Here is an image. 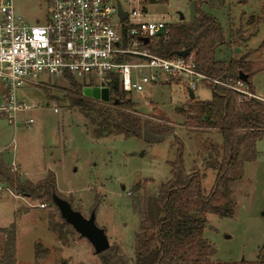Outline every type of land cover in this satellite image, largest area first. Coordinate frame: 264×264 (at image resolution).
I'll use <instances>...</instances> for the list:
<instances>
[{"label": "rangeland", "instance_id": "obj_1", "mask_svg": "<svg viewBox=\"0 0 264 264\" xmlns=\"http://www.w3.org/2000/svg\"><path fill=\"white\" fill-rule=\"evenodd\" d=\"M12 1L15 13L26 22H45L50 9L47 0ZM128 2L120 0L124 10L132 5L145 10L150 18L163 19L169 24L191 21L197 5L217 19L226 41L229 27L241 30L242 38L236 36L230 46H220L215 58L243 56L261 68L251 75L250 81L254 95L264 98V21L256 28L246 23L249 16L262 15L263 0ZM178 11L184 14L183 20L179 19ZM71 78L80 84L84 82L76 75ZM41 81L36 87L26 85L17 92L18 99L37 106L18 113L15 123L8 121L0 111L1 158L8 163V168L11 162L17 163L13 172L22 180L33 183L53 172L58 195L70 201L72 207L85 217L96 208L97 226L105 230L110 245L117 244L120 253L132 263L135 234L144 217L142 204L148 197L156 196L161 184L171 176L168 162L176 153L173 136L183 142L186 172L204 173L202 189L208 192L215 173L207 169L204 161L211 145L221 146V133L217 129L194 128L187 124L190 120L177 109L186 108L190 99L186 98V90L180 81H174L148 85L143 92L132 91L125 97L137 105L143 120L163 124L162 117H165L173 135L156 144L134 136L94 138L86 131L87 119L65 98L71 87L68 78L43 76ZM244 85L247 87L246 83ZM211 94L207 83H199L194 99L210 100ZM29 118L33 120L32 124L27 123ZM255 149V160L244 163V176L231 186V197L235 201L233 214L230 217L203 214L207 224L202 236L215 248L211 263H244L263 258L264 134L256 140ZM0 185L3 189L0 192V227L15 224L16 264H101L89 240L80 237L63 222L54 205L15 195L14 189ZM135 185L139 189L133 192ZM40 203L46 206L42 209L38 206ZM36 244L47 251L43 258L35 257Z\"/></svg>", "mask_w": 264, "mask_h": 264}, {"label": "trees", "instance_id": "obj_2", "mask_svg": "<svg viewBox=\"0 0 264 264\" xmlns=\"http://www.w3.org/2000/svg\"><path fill=\"white\" fill-rule=\"evenodd\" d=\"M160 1L167 2L151 0L152 3ZM261 7V16H249L246 21L254 28L264 21V0ZM194 14L190 22L170 24L169 35L150 43V49L160 56H171L173 51L187 48L194 55L196 69L221 82L239 80L238 73L242 71L247 75L248 89L254 94L250 77L261 68L243 56L215 58L220 46H230L236 36L242 38L241 30L229 27L226 41L220 23L213 15L203 12L197 5ZM67 78L71 87L67 89L65 98L87 119L86 131L94 138L134 136L156 144L173 135L171 124L165 117H162L163 124L140 118L137 105L130 98L126 99V93L117 85L111 84L108 88L109 100L98 101L83 95L82 84L75 82L71 76ZM207 84L212 91L210 100H190L186 108L180 107L177 112L188 117L190 122L187 124L194 128L217 129L221 133V146L211 145L204 161L207 169L215 173L213 186L208 192L203 191L201 179L204 173L186 172L183 142L178 136H173L176 153L174 159L168 162L171 176L161 184L156 196L148 197L142 204L144 217L139 224V232L135 234L133 262L129 263L124 258L116 244L97 255L101 264H216L211 263L215 248L202 236L207 224L203 214L218 217L233 214L235 201L231 197V186L244 176V163L255 160L257 156L255 142L264 134V100L252 96L239 97L232 89L217 83ZM115 99L120 102L116 103ZM0 181L14 189L16 194L44 200L48 205H54L52 193L58 195L53 172L36 183L21 180L1 157ZM138 189L139 186L135 185L133 192ZM0 233L3 236L0 264H16L15 224L0 228ZM46 253L40 244L35 245V257L43 258ZM262 254L263 258L257 261L230 264H264V252Z\"/></svg>", "mask_w": 264, "mask_h": 264}, {"label": "built area", "instance_id": "obj_3", "mask_svg": "<svg viewBox=\"0 0 264 264\" xmlns=\"http://www.w3.org/2000/svg\"><path fill=\"white\" fill-rule=\"evenodd\" d=\"M47 1L45 22L30 24L15 13L12 0H0V111L8 121L15 123L18 113L37 106L18 99L17 92L42 83L43 76L76 75L83 78V87L115 84L126 95L143 92L148 85L180 81L186 93L208 82L232 89L239 97H256L243 81L221 82L199 72L191 53L153 52L150 43L166 38L170 24L150 18L145 10L132 5L124 10L120 3L126 16L121 19L120 0ZM27 121L33 123L31 118Z\"/></svg>", "mask_w": 264, "mask_h": 264}, {"label": "water", "instance_id": "obj_4", "mask_svg": "<svg viewBox=\"0 0 264 264\" xmlns=\"http://www.w3.org/2000/svg\"><path fill=\"white\" fill-rule=\"evenodd\" d=\"M117 11L121 19H125V12L122 10L120 2H117ZM179 19H184V14L178 11ZM143 41L146 43L148 41L147 37L143 38ZM190 50L187 48L179 49V51H173L172 55L176 56H187L189 55ZM238 78L240 81L246 83L247 75L242 71H239ZM83 95L90 97L92 99H98L101 101L109 100V90L108 88H83ZM188 99H194V92L188 89ZM116 103L120 102L117 99L114 100ZM52 202L56 205L60 218L67 222L80 237H84L89 240L90 244L93 247L94 254L98 255L100 252L109 248L110 243L109 239L105 234V230L97 226L95 221V210H92L88 217H85L81 211H78L72 207L68 200L65 198L59 197L56 193H52Z\"/></svg>", "mask_w": 264, "mask_h": 264}, {"label": "crops", "instance_id": "obj_5", "mask_svg": "<svg viewBox=\"0 0 264 264\" xmlns=\"http://www.w3.org/2000/svg\"><path fill=\"white\" fill-rule=\"evenodd\" d=\"M187 22V21H186ZM190 22V21H189ZM186 98H188V93H186ZM256 95V94H255ZM256 97L257 98H260L258 95H256ZM211 98V97H210ZM260 99H262V100H264V98H260ZM0 157H1V155H0ZM3 162L8 166V163H6L4 160H3ZM12 163V162H11ZM11 163L9 164V167H10V165H11ZM14 164H17V163H15V162H13ZM18 165V164H17ZM22 180V179H21ZM31 181V180H30ZM39 181V180H38ZM32 182V181H31ZM34 182V181H33ZM37 182V181H36ZM1 184H4V185H6L5 183H3V182H0ZM8 188V187H7ZM11 190V189H10ZM13 192V191H12ZM15 194V193H14ZM15 195H19V194H15ZM20 196H22V195H20ZM22 197H24V198H26V199H29L28 197H26V196H22ZM43 209V208H42ZM8 227V226H7ZM0 228H5V227H0ZM2 239H3V236H2V234L0 233V248H1V245H2V243H3V241H2Z\"/></svg>", "mask_w": 264, "mask_h": 264}]
</instances>
